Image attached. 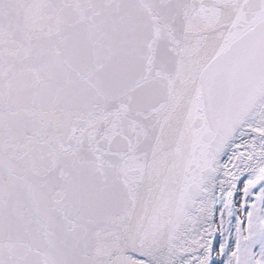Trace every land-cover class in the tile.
Segmentation results:
<instances>
[{
  "label": "snow or ice",
  "instance_id": "snow-or-ice-1",
  "mask_svg": "<svg viewBox=\"0 0 264 264\" xmlns=\"http://www.w3.org/2000/svg\"><path fill=\"white\" fill-rule=\"evenodd\" d=\"M0 264H264V0H0Z\"/></svg>",
  "mask_w": 264,
  "mask_h": 264
}]
</instances>
